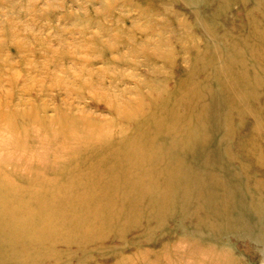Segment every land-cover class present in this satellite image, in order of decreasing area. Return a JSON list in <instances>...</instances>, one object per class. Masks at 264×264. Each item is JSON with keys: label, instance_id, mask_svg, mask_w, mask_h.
Returning <instances> with one entry per match:
<instances>
[{"label": "bare ground", "instance_id": "obj_1", "mask_svg": "<svg viewBox=\"0 0 264 264\" xmlns=\"http://www.w3.org/2000/svg\"><path fill=\"white\" fill-rule=\"evenodd\" d=\"M155 1L193 6L204 31L203 45L185 33V43L194 44L182 52L192 63L178 71L171 89L157 63L173 64L172 49L163 48L172 42L163 35L158 43L148 39L160 28L152 23L160 11ZM155 1L122 2L151 24L152 32L133 27L143 36L140 48L125 30L105 45L112 51L131 44L130 53L150 63L153 76L138 84L136 99L115 93L113 84L105 88L108 70L56 75L60 60L78 47L54 50L37 41L51 88L72 79L81 91L94 90L114 114L107 125L71 109L47 116L46 103L20 98L38 91L40 81L27 77L21 84L10 60L0 58V264H62L73 248L86 252L111 235L123 238L134 226L160 227L172 217H180L186 244L139 252L121 264H150L153 256L154 264H241L224 241L229 234L249 241L252 257L264 261V0H242L252 8L240 16L236 38L217 31L229 5L223 0H212L218 7L212 13L200 7L206 0ZM9 33L17 39L12 27ZM18 49L37 53L24 42ZM8 172L18 179L9 180Z\"/></svg>", "mask_w": 264, "mask_h": 264}, {"label": "rangeland", "instance_id": "obj_2", "mask_svg": "<svg viewBox=\"0 0 264 264\" xmlns=\"http://www.w3.org/2000/svg\"><path fill=\"white\" fill-rule=\"evenodd\" d=\"M133 1L139 2L140 0ZM223 1L229 5L218 15L220 26L217 31H220L221 35L230 32L232 37L236 38L241 29L239 28L241 25L240 16L244 15L245 7L249 9L252 6H244L245 2L242 0ZM122 2L123 0H0V58L8 59L13 64V72L8 71L7 74L17 73L21 78V84L27 77L37 79L40 81L38 89L40 90L41 86L46 89L43 93L38 92L37 89L38 91L23 97L20 96V98L46 103L48 106L46 115L49 117L55 116L58 108L71 109L80 114L93 116L97 120H101L98 123L102 125H107V121H111L114 117L107 102L96 97L94 90L81 91L79 82L69 79L62 85L51 88V83L44 79L47 58L42 56L44 53L38 54L37 51L39 49L37 41H42L45 47L54 50L69 49L70 51L74 46L78 47L76 54H67L60 60L55 69L56 75L63 76L64 69H69L73 73L78 72L81 68L95 72L108 70V73L102 77L103 83L106 85L105 88H109L113 84L115 85L113 89L115 93H127V99H136L138 97L136 93L138 84L153 76L150 63L141 53L131 54L130 50L133 47L131 44H116L112 51L105 50L107 48L105 45L115 44L113 39L119 35L121 30H125L126 33L134 32L132 44H134L135 49L140 48L144 42L142 41L143 36L133 27L137 25L146 32H152L149 29L151 24L143 17L138 16L139 13L136 10L124 6ZM157 2L155 6L160 5ZM206 2V4H201L202 10L204 8V11L211 13L218 10L216 4H212V0H206ZM194 9L196 8L182 2L162 4L159 8L160 11H155L157 15L152 19V23L154 22L156 27L159 26L160 28L158 27L159 30L155 29L154 36L149 35L148 39L158 43L163 41L160 37L163 35L172 42L170 48H163L165 50L172 49L171 51L174 53L173 64L166 69L163 61L157 63L158 67L165 68V73L169 76L167 87L170 89L178 82L180 70L189 67L192 63L189 55L182 52L185 45L194 44L185 43V33L194 37L192 42L195 41L199 45L204 44V31L199 27L197 19L194 18ZM182 23L183 26L180 27L179 25ZM11 27L17 33L16 40L9 35L11 34L9 33ZM103 27H106L108 32H105ZM19 42L27 43L32 50L37 52V55L33 52L32 55L22 53L18 49ZM154 47L151 46L152 49ZM8 76L5 75L7 82L9 81ZM4 89L9 90L7 86ZM106 90H102V92ZM259 99L261 105H264V89L261 90ZM240 135L238 133V136ZM240 137L244 139L242 135ZM8 173L6 176L9 180L18 179L15 173ZM179 219L180 217L167 218V221L165 220L160 227L156 222L150 223V225L143 223L141 226H134L127 231L129 233L123 235V238H116L115 235H111L106 237L107 239L103 243L88 247L86 252L73 248L74 255L71 260L63 257L62 264H121L124 259L136 260L135 256L139 252V255L145 252L157 253L165 247L174 245V243L181 241L185 243L188 236L181 234L180 230L177 229L176 222ZM189 223L190 221L187 222V224ZM224 241L227 248L231 247L234 258H237L239 263L253 264L254 259L255 264H264L260 256L258 258L252 257L253 254L248 248L249 241L233 238L232 234L227 235ZM212 248L213 245L210 249ZM59 250H64V248L61 247ZM202 257L205 261L209 259L207 254ZM150 261L154 264L156 257H151ZM192 262L190 261V263Z\"/></svg>", "mask_w": 264, "mask_h": 264}]
</instances>
